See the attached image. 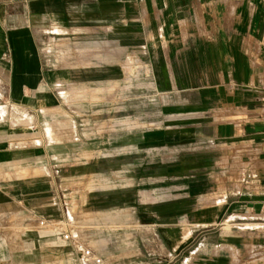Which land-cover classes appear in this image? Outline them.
<instances>
[{
    "label": "crops",
    "instance_id": "1",
    "mask_svg": "<svg viewBox=\"0 0 264 264\" xmlns=\"http://www.w3.org/2000/svg\"><path fill=\"white\" fill-rule=\"evenodd\" d=\"M263 86L264 0H0V262L264 264Z\"/></svg>",
    "mask_w": 264,
    "mask_h": 264
},
{
    "label": "built area",
    "instance_id": "2",
    "mask_svg": "<svg viewBox=\"0 0 264 264\" xmlns=\"http://www.w3.org/2000/svg\"><path fill=\"white\" fill-rule=\"evenodd\" d=\"M262 89L264 90V86ZM261 101L264 102V98H261ZM37 221L38 226L41 229H49L60 234L64 241H71V239H73L70 232L71 220L58 222L53 219H39ZM74 248L78 259L84 264H113L111 261L105 260L104 257L98 255L94 250L85 246V244L80 241H74Z\"/></svg>",
    "mask_w": 264,
    "mask_h": 264
},
{
    "label": "rangeland",
    "instance_id": "3",
    "mask_svg": "<svg viewBox=\"0 0 264 264\" xmlns=\"http://www.w3.org/2000/svg\"><path fill=\"white\" fill-rule=\"evenodd\" d=\"M61 57L63 58L64 61L70 62V60H71V55H69L68 53H65V54L61 55ZM127 70H131V67L127 66ZM220 116H222V115H220ZM16 175L24 176L25 174H16ZM0 176H4V174H0ZM61 196H62V198H65L64 195H61ZM67 197L71 198V195H67ZM68 200L64 199V201H68ZM63 244H64V242H63ZM53 246H54V243H52V241H49L48 245L47 244L45 245V248H44L45 249V255L49 254L51 256L47 255L45 257L47 259L44 261V264H70V262L67 261L64 258H59V259L55 258V255L53 253L54 249L52 248ZM19 254H20L19 251L13 252V255L15 257H18ZM18 262L19 261L14 258L13 261H12V264H18ZM0 264H4V263L0 262Z\"/></svg>",
    "mask_w": 264,
    "mask_h": 264
}]
</instances>
